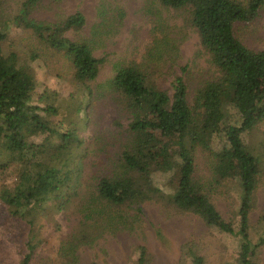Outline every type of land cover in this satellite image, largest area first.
Returning a JSON list of instances; mask_svg holds the SVG:
<instances>
[{
	"label": "trees",
	"instance_id": "trees-1",
	"mask_svg": "<svg viewBox=\"0 0 264 264\" xmlns=\"http://www.w3.org/2000/svg\"><path fill=\"white\" fill-rule=\"evenodd\" d=\"M41 1L23 0L16 12L0 7V202L8 218L25 227L19 264H32L44 242L42 215L64 212L84 190L80 184L84 178L81 150L86 142L82 134L97 91L91 83L106 61L105 56L95 55V37L105 22L94 24L92 38L72 40L68 31L81 30L85 15L78 11L57 22L38 21L30 14ZM157 1L187 13L217 73L193 91L180 74L169 88L161 86L158 74L177 63L179 45L173 30L158 20L156 36L142 59L115 66L105 90L119 110L113 134L116 153L110 157L111 165H105L102 175L94 179L92 196L84 200L82 222L87 234L67 239L62 251L74 262L80 245L92 244L103 232L129 227L131 219L144 214L143 205L156 200L178 213L194 212L207 226L234 235L239 242L236 264H261L264 214L252 224L248 204L257 188L259 157L246 149L243 134L254 129L257 117H264V50L246 45L237 28L260 16L264 0ZM14 29L30 32L37 48L62 52L71 63L80 91L78 101L65 108L77 116L73 125L66 124L67 115H61L48 88L38 91L42 85L35 67L46 65L41 64L37 48L25 51V57L16 47L5 52ZM157 131L178 136L162 140ZM199 151L208 158L209 180L196 176ZM176 169L178 187L173 192L133 188L137 173L170 175ZM234 181L239 205L234 220H227L212 193ZM132 210L136 213L131 214ZM139 249L140 257L133 264H148L146 246ZM180 262L208 264L193 240L181 245Z\"/></svg>",
	"mask_w": 264,
	"mask_h": 264
},
{
	"label": "rangeland",
	"instance_id": "rangeland-1",
	"mask_svg": "<svg viewBox=\"0 0 264 264\" xmlns=\"http://www.w3.org/2000/svg\"><path fill=\"white\" fill-rule=\"evenodd\" d=\"M22 2L0 0V7L16 12ZM78 11L85 15L86 24L79 31H68L67 36L72 40L92 38L94 24H106L95 37V55L105 56L106 61L97 79L91 83L97 91L88 110L87 128L82 134L86 140L81 150L84 178L80 184L84 190L64 212L42 215L39 225L44 242L32 264H133L140 257V245L147 248L148 264H181V245L188 240L195 242L197 251L208 264H236L239 242L234 235L218 227L207 226L194 212L178 213L172 206L156 200L147 201L143 205L144 214L131 219L129 227L103 232L92 244L80 245L74 262L63 253L62 246L67 239L87 234L86 222H82L84 200L92 196L94 179L102 175L105 165H111L110 157L116 153L117 138L113 134L119 110L105 90V83L115 74V66L122 61L142 59L156 36L154 28L158 20L173 30L172 36L179 45L177 63L171 70L165 69V73L158 74L161 86L169 88L175 75L180 74L193 91L202 80L217 73L197 31L187 21V13L167 9L157 0H42L32 8L30 16L38 21L57 22ZM237 35L250 48L264 50V7L255 21L238 25ZM4 47L5 52L16 47L21 57H25V51L39 45L30 32L14 29ZM36 50L42 55L41 64L46 65L44 69H40L38 63L35 67L42 85L38 91L48 88L51 97L61 107V115H67L66 124L73 125L77 116L68 114L65 108L74 105L80 96L74 83V69L62 52L46 48ZM184 66H187L185 70L182 69ZM156 134L162 140H175L178 136L177 133L160 131ZM243 140L246 149L259 157L260 173L254 200L248 199L250 221L256 224L264 214V117L255 119L254 129L245 132ZM177 174L178 169L170 175L137 173L133 188L150 190L157 187L163 192H173L178 187ZM196 176L204 181L211 178L208 158L203 151L198 153ZM237 185L234 181L220 187L219 193H212L213 202L227 220H234L239 205ZM130 213L136 212L132 210ZM252 233L255 234V230ZM25 235L24 224L9 219L0 202V264L20 263L23 257L20 246ZM258 257V262L264 264V246L260 248Z\"/></svg>",
	"mask_w": 264,
	"mask_h": 264
}]
</instances>
